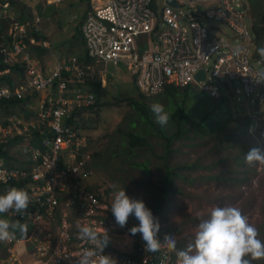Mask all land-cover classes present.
<instances>
[{
    "label": "built area",
    "instance_id": "built-area-1",
    "mask_svg": "<svg viewBox=\"0 0 264 264\" xmlns=\"http://www.w3.org/2000/svg\"><path fill=\"white\" fill-rule=\"evenodd\" d=\"M172 1L176 5L167 0H87L79 30L91 62L64 56L50 69L33 55L35 47H50L46 38L36 36L40 15L20 21L8 2H0V19L7 21L0 40V145L16 139L22 157L19 166L0 157V194L15 187L31 197L23 214L6 213L29 227L25 236L1 242L3 264H75L76 255L93 247L77 239L78 224L108 231L104 254L117 264H176V253L165 246L145 253L141 235L129 232L139 223L134 216L125 227L116 224L110 208L118 188L89 183L87 134L68 121L96 101L85 80L103 87L107 64H122L145 96L166 85H192L212 97L229 96L244 106L238 115L248 120V133L264 130V83L251 77L264 68L254 57V34L245 22L250 21L248 0ZM208 20L226 25L230 34ZM200 70L204 76L197 81ZM6 76L12 77L11 84ZM12 100H21L16 110L8 106ZM157 238L163 243L160 232ZM20 244L23 249L17 252Z\"/></svg>",
    "mask_w": 264,
    "mask_h": 264
},
{
    "label": "rangeland",
    "instance_id": "rangeland-1",
    "mask_svg": "<svg viewBox=\"0 0 264 264\" xmlns=\"http://www.w3.org/2000/svg\"><path fill=\"white\" fill-rule=\"evenodd\" d=\"M13 1L11 11L17 18L22 7L26 19H31L34 13L40 15L38 26L51 45L48 69L54 66L58 58L83 54L85 49L82 37L76 32V28L87 9V0H61L57 4L47 5L38 0ZM209 5H214V2ZM248 13L250 14L249 9ZM245 22L249 25L250 21L246 19ZM207 23L218 25L223 32L230 34V29L218 21L208 20ZM37 57L39 63L47 65L44 56ZM255 66L259 67L258 64ZM107 68H104L105 85L100 86L105 89V93L98 98V102L106 101L109 106L101 110L98 122L87 123L83 128L92 151L89 168L93 175L89 183L92 186L102 184L124 188L129 197L142 199L159 220L161 235L173 236L177 241V249L180 250L192 240L200 220L208 218L211 209L217 205L239 208L249 222L258 228L260 239L264 240V165H248L245 158L239 161L234 159L236 155L247 153L252 147L264 148V130L251 134L237 131L233 135L234 146L226 149L219 146V139L232 124L225 131H216L206 137V141L197 136L193 140L187 137L175 140L170 163H198L191 169L183 170V179L175 180L174 187L179 192L163 196L160 190L162 165L155 156V153L162 150L161 139L149 132L147 139L151 149H141L132 154L127 152V132L141 131L144 124L131 129V123L138 121L136 111L127 102L118 99L125 96L137 97V88L122 64H107ZM151 96L145 99L148 104L155 101ZM227 97L233 113L245 111L239 101H232ZM158 102L162 104L160 100ZM173 125L172 123L169 131L173 129ZM130 161H147L148 173L130 164ZM24 222L27 224V221ZM22 249L23 244H20L16 251ZM4 256L5 250L0 242V264H3ZM254 264H264V261H256Z\"/></svg>",
    "mask_w": 264,
    "mask_h": 264
},
{
    "label": "clouds",
    "instance_id": "clouds-1",
    "mask_svg": "<svg viewBox=\"0 0 264 264\" xmlns=\"http://www.w3.org/2000/svg\"><path fill=\"white\" fill-rule=\"evenodd\" d=\"M256 51L264 61V47ZM251 77L258 84L264 83V69L256 71ZM150 110L156 123L161 127L167 125L170 114L165 111L163 104L155 102L150 105ZM245 162L248 165H264V148L252 147L245 155ZM30 203L31 197L26 190L13 187L6 194H0V214L10 210L23 214ZM110 209L120 227L126 226L130 216L139 221L129 232L132 236L138 233L141 235L145 253L158 252L165 246L169 252L176 253V264H254L256 261H264V240L260 239L258 228L237 207H213L208 218L198 223L192 240L181 250H177V241L173 236L165 235L163 243L157 238L159 220L142 199L129 197L124 188L114 192ZM77 229V239L93 247L85 248L76 255L75 264H117L116 258L104 254L110 243L106 229L99 232L93 226L80 224ZM27 231L28 225L19 220L0 218V242L15 239L17 232L26 235Z\"/></svg>",
    "mask_w": 264,
    "mask_h": 264
},
{
    "label": "trees",
    "instance_id": "trees-1",
    "mask_svg": "<svg viewBox=\"0 0 264 264\" xmlns=\"http://www.w3.org/2000/svg\"><path fill=\"white\" fill-rule=\"evenodd\" d=\"M8 2L10 5H14L13 0H9ZM248 5L251 29L255 39L254 57L261 62L264 68V61L261 60L256 51L259 47H264V0H248ZM24 12V7L20 8L18 20H27L24 17ZM6 25L7 21L0 19V40L5 39L4 30H6ZM76 32L80 35L78 27L76 28ZM39 35L45 38L43 33H37L36 36L38 37ZM37 49H39V53L46 52L47 50L46 48ZM77 57L79 60L86 63L91 62V59L86 55V51H84L82 55H77ZM6 79L8 83H12V77L6 76ZM84 86L93 91L97 98L92 105L76 111L75 115L77 119L75 121L69 119L68 122L74 123L81 129H83L87 123L94 121L98 122L101 110L109 106L106 101L98 102V98L103 97L105 93V89L100 88L99 83L85 80ZM137 94L135 98L132 96H125L118 99L119 101L127 102V104L136 111L138 121L131 123V129L135 128L137 125H141V123L144 124V126L141 127V131L129 130L127 132L126 150L129 154H132L141 149H151L152 146L147 139V134L149 132H153L160 137L162 150L160 153H155V156L160 159L162 165L160 190L163 196L166 193L179 192V190L174 187L175 180L177 178L183 179L185 177L183 170L191 169L194 164L198 163L197 161L191 163H170L169 158L173 152L172 144L175 140L186 137L193 140V137L197 136L206 141V137L212 135L216 131H225L224 129L232 124L228 131H225L219 139V146L222 145V147L226 149V147L234 146L233 135H235L237 131L248 133L246 129L248 120L244 116H240L231 111L228 105V97L225 95L212 97L198 87L192 85L184 87L166 85L161 92L151 96L152 99L155 100L153 103L160 100L164 105L165 111L170 114L167 125L161 127L156 123L154 114L150 110V105L153 103L148 104L145 102L148 96L138 91ZM20 103L21 100H12L9 102L8 106H10L12 110H16L20 107ZM172 123L174 124L173 129L169 131ZM35 135L38 136V132H35ZM16 141V139H12L9 140L6 145H0V157H3L5 163L11 166H19V164H22L19 151L14 145ZM245 155L246 153L243 152L239 156L236 155L234 159L239 161L241 158H245ZM129 163L148 173L149 166L147 165V161H130ZM0 218H6L10 221L19 220L21 223H25L24 220L16 216H8L6 213L0 214ZM27 225L29 227L28 222ZM22 236L25 235H21L19 232L16 233V237Z\"/></svg>",
    "mask_w": 264,
    "mask_h": 264
},
{
    "label": "crops",
    "instance_id": "crops-1",
    "mask_svg": "<svg viewBox=\"0 0 264 264\" xmlns=\"http://www.w3.org/2000/svg\"><path fill=\"white\" fill-rule=\"evenodd\" d=\"M39 2L40 1H42V0H38ZM10 7H11V5H10ZM12 9V8H11ZM86 11V10H85ZM13 12V11H12ZM85 13V12H84ZM83 16H84V14L82 15V19H83ZM17 17V16H16ZM41 18V17H40ZM82 19H81V21H82ZM41 21V20H40ZM81 21H80V23H81ZM80 23H79V26H80ZM79 26H78V28H79ZM40 28V27H39ZM40 32L41 33H43V31H42V29L40 28ZM47 39V38H46ZM49 45H50V43H49ZM37 48H46V47H40V46H38V47H35L34 48V50H33V55H34V57L36 58V60H37V62H39V59H38V55L41 57H43L44 56V58L46 59L45 60V63H47V65H43L44 63H41L40 62V64L42 65V66H45L44 68H48V63H49V52L51 51V45H50V49L49 48H46L47 50H46V52H42V53H39L40 51H38L39 49H37ZM56 61V60H55ZM19 157H20V161L22 162V157L20 156V154H19ZM20 165V164H19Z\"/></svg>",
    "mask_w": 264,
    "mask_h": 264
},
{
    "label": "water",
    "instance_id": "water-1",
    "mask_svg": "<svg viewBox=\"0 0 264 264\" xmlns=\"http://www.w3.org/2000/svg\"><path fill=\"white\" fill-rule=\"evenodd\" d=\"M167 2L171 5H176L172 0H167ZM204 76V72L202 70H200L197 74H196V80H200L202 79Z\"/></svg>",
    "mask_w": 264,
    "mask_h": 264
}]
</instances>
